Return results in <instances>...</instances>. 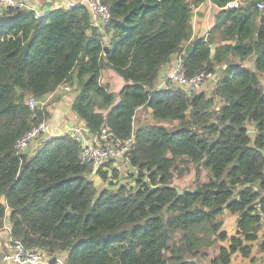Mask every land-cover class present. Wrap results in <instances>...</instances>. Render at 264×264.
Masks as SVG:
<instances>
[{
  "label": "trees",
  "instance_id": "trees-1",
  "mask_svg": "<svg viewBox=\"0 0 264 264\" xmlns=\"http://www.w3.org/2000/svg\"><path fill=\"white\" fill-rule=\"evenodd\" d=\"M205 1L103 0L112 13L103 31L81 3L42 16L30 8L1 15L0 228L9 213L14 239L66 252L65 264H198L217 246L210 264H231L236 252L251 256L264 216L263 0H211L221 8L215 24L192 38L194 10ZM181 52L190 79L226 64L213 96L157 88L161 68ZM107 69L125 81L118 100L102 81ZM74 84L72 109L91 134L106 128L122 141L134 137L135 186L99 191L91 176L106 181L108 172L83 163L68 132L34 154L18 153V140L52 117L51 102L31 108L29 98ZM142 106L179 128L135 131ZM248 123L256 125L254 139ZM193 171L194 187L179 190L175 181ZM225 209L239 214L232 237L219 219Z\"/></svg>",
  "mask_w": 264,
  "mask_h": 264
},
{
  "label": "built area",
  "instance_id": "built-area-1",
  "mask_svg": "<svg viewBox=\"0 0 264 264\" xmlns=\"http://www.w3.org/2000/svg\"><path fill=\"white\" fill-rule=\"evenodd\" d=\"M91 14V25L103 31L112 20V13L109 5L103 0H82ZM75 3H69L66 7H72ZM260 11H264V0L257 3ZM26 8L24 2L20 0H0V14H4L10 9ZM38 16H42L36 11ZM208 36V35H206ZM169 82H173L178 86H182L188 91H196L208 79L219 81L218 72L201 71L193 78H188L185 74L184 52L178 53L174 63L173 70L165 78ZM66 91L70 90L69 86H65ZM37 98L30 97L28 102L31 108L37 105ZM68 133L72 134L75 141L80 146L79 157L83 163L91 164L94 170L106 169L105 164L109 161L123 162L128 161V154L133 148L134 137L122 141L116 139L114 134L104 128L95 135L89 132V129L84 125L69 129ZM88 135L93 136L92 141L88 140ZM43 136L42 143L50 140L54 136H50V121L41 122L34 126L17 142L18 153H25L30 144L37 138ZM46 139L44 140V137ZM264 171V167H263ZM5 224V223H4ZM8 230L7 251L2 257V261L6 264H65V258L58 255H51L43 247L25 248L20 240L14 239L11 234L12 226H6Z\"/></svg>",
  "mask_w": 264,
  "mask_h": 264
},
{
  "label": "crops",
  "instance_id": "crops-1",
  "mask_svg": "<svg viewBox=\"0 0 264 264\" xmlns=\"http://www.w3.org/2000/svg\"><path fill=\"white\" fill-rule=\"evenodd\" d=\"M20 1L25 3L26 8H30L35 11H38L41 13V15H45L46 13L50 12L52 9L56 7L67 6V4L69 3H75V4L82 3V0H20ZM220 10L221 8L215 5L211 0H206L205 2L200 4L194 10V13L191 19V23L194 29L192 38L196 36L208 35L212 27L215 24L216 14ZM0 18H1V14H0ZM105 40L108 43V37H106ZM177 55L178 54L174 55L171 62H169L168 64L164 65L161 68L160 73H159V78L156 82L157 88H170L171 89L177 86L173 82H167V80L165 79L167 75L173 70L174 63L177 59ZM225 67H226V64L216 65V71L218 72L219 79L225 75L226 71L222 69ZM107 70L111 71L116 76L117 82L115 83L120 85L122 89L123 86L125 85V82L123 81V79L119 78L116 75V73L112 71V69H107ZM217 83H218L217 80L208 79L201 85V87L198 90H196V92L204 93L208 97L213 96ZM69 87H70L69 91H66L64 87H61V89H59L57 93L49 94L45 96V98L43 99V101L50 100L51 102V104L49 105V111L52 114V117L49 120L50 121V136L63 135L69 129L84 125L82 119L79 118L72 109L73 101L75 100V97L78 93L76 90V84L70 85ZM223 103L224 101L221 98H218L216 101V107L217 108L220 107L221 105H223ZM144 108H145L144 106L140 107L137 110L136 115L138 112H140V115H142V110ZM150 109L151 108H149V110ZM136 115H135V119H136ZM152 117H153V114H152ZM135 123L136 121H134V125ZM146 124H154V123H143V124L140 123L137 126H135V131L140 126L146 125ZM250 125L251 127H249ZM247 126H248L250 136L254 139L257 133L256 125L254 123H248ZM249 128H252V129H249ZM87 137L89 141H92L93 136L88 135ZM42 139L43 138H41L40 140L38 139V141L37 140L34 141V143L31 144V148H34L37 151L39 146L42 144ZM45 139H46V136L44 137V140ZM29 149L30 148H28L25 151L26 154L31 155L35 153V151L28 152ZM91 179L94 180L95 184L97 185V179H99L98 175L93 174L91 176ZM223 214H226L225 218H222V216H220L221 220L223 221V228L227 231V234L229 235V237L237 235V231H238L237 223L234 222L235 221L234 217H236L237 213H232L228 209H226ZM262 221H263V228L258 233V239L255 242H253L251 256L244 257L240 252H236L232 256L231 264H264V251L261 248L262 242L264 241V216H263ZM9 225H11V222H10L9 213H8L4 226L0 228V264H6L2 261V257L7 251L8 230L6 226H9ZM227 243H228V240L222 242L221 244L228 245ZM217 252H218V246L217 248H215L214 253L208 254L207 256H202L203 262H205V264H209L208 262H206V260L210 258V261H211V259H213L217 255ZM61 255L65 258L66 254L62 253ZM199 258L200 257L196 259H199Z\"/></svg>",
  "mask_w": 264,
  "mask_h": 264
},
{
  "label": "rangeland",
  "instance_id": "rangeland-1",
  "mask_svg": "<svg viewBox=\"0 0 264 264\" xmlns=\"http://www.w3.org/2000/svg\"><path fill=\"white\" fill-rule=\"evenodd\" d=\"M246 64L248 66L254 65L253 61L251 59H248L246 61ZM116 75L122 79V77H120L117 73H116ZM262 79L264 80V74L262 75ZM116 80H117L116 76L111 71L107 70L102 75V81L109 83L111 90L116 94L117 100H118L119 99L118 94L121 90V87H120V85L115 83V82H117ZM167 82H169V80H167ZM49 102H50V100L43 101V100L38 99L37 105H39V104L44 105V104L49 103ZM135 121H136L135 126H137L140 123H142V124L143 123H154V124H158V125L167 127L169 130H172V129L176 130L179 128L177 126L178 125L177 122H175V121L158 120L154 116L152 117V109L149 110V108H146V107L142 110V115H140V112L137 113ZM249 127H251V125ZM252 128H249V129H252ZM42 137L43 136H40L36 140L38 141V139L40 140ZM33 143H34V141H33ZM31 144L29 146L30 149L28 152H30V151L36 152V150L34 148H31ZM106 164H107V166H105L106 169H104V170L108 172L109 180L105 181L100 176H98L99 179H97V185L96 186H97L99 191H101L104 188H108V187H112V189H116L117 188L116 184H119V183L128 184L130 187L136 185L134 178H132V174H133L134 170L128 161H123V162H118V163L115 161H109ZM114 171L118 172V177H114ZM207 179H208V171L205 170L202 173V180L206 181ZM110 180H112V182L115 183V185H110ZM195 182H196V175H195V172L193 171V172L189 173L188 175L177 179L175 181V185H177L179 190L184 191L186 189H192L194 187L193 185ZM225 210L222 212V214H220V216H222V218L226 217V214H223L225 212ZM220 216H219V219H221ZM234 218H235L234 222L237 223V220L239 218V214L237 213L236 217H234ZM214 252H215V250L211 251L209 254H212ZM202 258L203 257L196 259L198 264H205V262H203ZM206 262H208L210 264V262H211L210 258L207 259Z\"/></svg>",
  "mask_w": 264,
  "mask_h": 264
},
{
  "label": "water",
  "instance_id": "water-1",
  "mask_svg": "<svg viewBox=\"0 0 264 264\" xmlns=\"http://www.w3.org/2000/svg\"><path fill=\"white\" fill-rule=\"evenodd\" d=\"M181 86V85H180ZM182 87V86H181ZM65 254H66V252H65Z\"/></svg>",
  "mask_w": 264,
  "mask_h": 264
}]
</instances>
